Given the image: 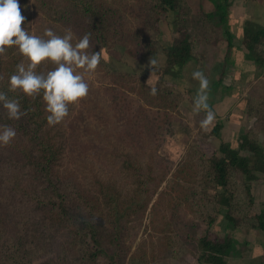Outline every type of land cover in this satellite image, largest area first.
<instances>
[{
    "label": "rangeland",
    "instance_id": "rangeland-1",
    "mask_svg": "<svg viewBox=\"0 0 264 264\" xmlns=\"http://www.w3.org/2000/svg\"><path fill=\"white\" fill-rule=\"evenodd\" d=\"M107 1L115 7L122 2L134 3L133 0ZM241 1L248 3L247 9L251 8L252 0H235L234 9L238 5L242 9ZM256 1L264 4V0ZM206 2L185 0L180 12L167 11L158 23L157 34L161 43L172 40L179 27L198 34L196 57L191 64L204 68V71H208L211 65L208 57L212 56L207 54V47L222 39L219 28L213 32L201 15L202 9L211 8L210 3L209 7L205 5ZM125 16L128 26L134 28L135 18ZM46 28L63 35L64 29L70 27L49 20L30 6L23 29L31 35L43 36ZM72 42H78L75 34ZM103 55L108 61L102 59L95 72L85 75L88 95L70 104L69 114L53 129L57 130V139L62 146L60 171H71L86 187H91L93 178L98 177L112 182L122 194H129L133 187L132 178L122 169L118 154L129 152L141 161L144 169L146 162L151 160L155 178L149 185L152 197L145 210L132 216V228L127 238L130 250L122 264H152L182 258H188V263L194 262L195 242L183 240L184 235L180 232L170 234L166 229L170 205L176 207L185 224L184 229L189 233L200 236L208 231L218 238L232 233L238 236L239 256L237 259L229 257L228 264H264V238L255 239V228L251 227L252 215L264 207V174H259L251 182V200L248 201L243 175L231 171L230 187L235 196L230 210L235 225L230 223V230L223 233L219 231V222L228 221L221 213L210 224L202 220L203 212L223 207L214 201L212 193L215 188L199 181L203 163L198 156V150L206 156H220V142L225 139L235 144L234 137L240 130L250 131L264 146L263 113L259 103L251 102L264 99V65L263 70L254 73L253 79L235 80L243 94L238 96L239 109L243 106L238 123L230 124L228 115L216 116L209 129L204 131L200 128V121L205 113L201 111L194 115L192 112L197 91L191 90L183 79L177 80L162 73L163 63L158 61V57H163L160 53L131 56L118 44ZM150 59L157 62L153 71L149 66ZM22 62L26 63L23 56ZM54 67L52 62L45 60L38 65L36 72L46 73ZM208 73L204 75L209 76ZM140 79H145L149 86L163 80L182 94L181 102L164 108L160 100L141 91ZM250 102L253 103L251 108ZM218 123L223 135L215 137L212 129ZM238 124L242 125L240 129ZM5 157L6 151L0 146V264H108L102 258L98 262L92 258L84 245L80 225L58 210L57 200L39 172H35L33 179L42 194L37 192L25 197L14 189L6 178ZM18 173L26 176L25 180L32 177L26 174V170ZM186 193H191L190 200H185Z\"/></svg>",
    "mask_w": 264,
    "mask_h": 264
},
{
    "label": "trees",
    "instance_id": "trees-1",
    "mask_svg": "<svg viewBox=\"0 0 264 264\" xmlns=\"http://www.w3.org/2000/svg\"><path fill=\"white\" fill-rule=\"evenodd\" d=\"M18 1L21 14L26 17L22 28L27 23L31 6L49 20L69 26L77 40L91 32L92 47L89 51H101L103 55L119 44L131 56L138 53L144 56L160 53L164 57L162 73L172 75L183 64L196 57L198 34L179 27L178 34L172 40L161 43L157 39L159 21L169 10L180 12L185 0H133V4L122 2L118 7L107 0H31V3L29 0ZM207 1L211 8L202 9L201 15L214 32L216 27L226 25L229 4L227 0ZM125 14L135 18L134 28L128 26ZM224 37L229 44L231 35L227 30ZM242 41L247 49V56L258 64L263 63L264 26H245ZM21 57L16 46L9 47L5 53L0 54V92H5L9 99L18 100L21 111L27 113L19 120L9 119L6 109L0 105V125H8L16 130L12 142L3 146L6 151V178L15 190L28 197L37 192L42 194L34 181L35 172H39L57 200L58 210L80 225L84 245L92 258L97 262L102 258L108 264H122L130 250L127 238L132 228V216L145 210L152 197L153 192L149 185L155 178L151 160L146 162L144 169L141 161L129 152L121 151L118 154L122 169L132 178L133 187L129 194H122L112 182L98 177L93 178L91 187H86L71 171H60L62 146L57 139V130L47 123L48 113L45 111L42 93L33 98L19 90L9 91L8 80L16 73ZM139 82L141 91L144 90L150 95L146 80L140 79ZM155 87L157 94L151 96L160 100L164 108L177 106L181 102L182 94L163 80ZM251 102L259 103L264 121V99ZM251 102L250 108L253 104ZM218 127L214 126L213 133H217ZM146 146L151 147L150 143H146ZM218 151L221 156H206L198 150L199 159L203 163L199 181L215 188L212 193L214 201L223 207L203 212L202 220L210 224L221 213L231 225H235L234 215L230 210L235 196L230 187L231 171L236 170L243 175V187L250 201L251 182L259 174H264V146L250 131H245L238 135L235 144L220 142ZM23 170L27 171L26 174H31V179L25 180L26 176L18 173ZM190 195L191 193H186L185 200H190ZM176 210L174 205L169 206L165 221L168 233L177 231L184 235L183 240L194 241L197 260L208 264H226V258L234 244L231 236L218 238L208 231L200 236L189 233L184 229L185 224ZM251 227L264 232V207L252 215Z\"/></svg>",
    "mask_w": 264,
    "mask_h": 264
},
{
    "label": "clouds",
    "instance_id": "clouds-1",
    "mask_svg": "<svg viewBox=\"0 0 264 264\" xmlns=\"http://www.w3.org/2000/svg\"><path fill=\"white\" fill-rule=\"evenodd\" d=\"M26 17L21 14L18 0H0V54L12 46L18 48L26 63L16 66V73L11 75L9 91L19 90L24 95L35 98L42 93L45 103L46 119L49 126L61 123L69 114V105L86 97L89 85L85 75L95 72L103 59L108 61L102 52L89 51L92 47L91 32L85 33L73 44L74 33L65 28L63 35H57L46 28L43 36L29 34L21 27ZM48 60L55 67L46 73H37L36 69L42 61ZM150 59L149 66L153 71L156 65ZM192 79L199 82V88L193 100L194 115L205 113L200 121V128L209 129L216 118L208 100L209 80L201 70L192 74ZM150 95L157 94V88L150 85ZM0 105L7 111L9 119L19 120L26 111L16 99H9L5 92H0ZM16 136V130L8 125H0V146H8Z\"/></svg>",
    "mask_w": 264,
    "mask_h": 264
},
{
    "label": "crops",
    "instance_id": "crops-1",
    "mask_svg": "<svg viewBox=\"0 0 264 264\" xmlns=\"http://www.w3.org/2000/svg\"><path fill=\"white\" fill-rule=\"evenodd\" d=\"M234 1L235 0H227L229 5L226 25L218 26L221 32L222 39L215 45L207 47V54L212 56L208 57V62L209 64L211 63L208 71H204V68H199V66L191 64L194 61V59H191L183 64L180 70L175 75L165 74L170 76L171 78H176L177 80L183 79L185 83H189V88L191 90L194 89L195 91H197L199 88V82L192 79L191 74L196 70H201L203 73L209 72V76H206L209 80L208 103L218 118H222L223 116L228 115L230 124L238 123V117H242L243 112V106L240 107V109L238 106V100L240 99L238 96L243 94L242 92H240V89L237 88L235 80H241V78H244L246 79V81H248L250 79H253L254 73L257 72V70H263L264 65V63L258 64L254 62L247 56L248 52L242 41L245 26L253 27L256 24L264 26V4L261 5L256 0H252L251 8L249 7V9H247L248 3L241 1L240 5L242 9L238 7L239 5L236 6V9H234V5L236 4ZM205 5L209 7V2L207 1ZM226 30L231 35L229 44L224 37ZM164 33L165 32L163 30L162 34ZM158 61L160 63H163L164 58L160 56L158 57ZM220 123L224 124L223 122ZM220 123L215 124L219 126L217 129V133H213L214 128L212 129V134L215 137H220L223 135L222 131L220 130ZM238 125L240 129L242 125ZM242 132L244 131L240 130V132L236 134V136L234 137L235 140H237L238 135ZM223 141L228 142L227 140L225 141V139H223ZM219 223V231L226 233L230 230L229 228L231 225L229 222ZM257 237L260 239L264 238V232L255 229L254 238L256 239ZM231 238L234 241V244L232 250L230 251V254L226 258V264H228L229 257H231L232 259H237V257L239 256V251L236 244L239 238L237 235H235V233L231 234ZM187 259L188 258H182L175 261L161 260L152 264H187ZM188 264L208 263L195 259L194 262H189Z\"/></svg>",
    "mask_w": 264,
    "mask_h": 264
}]
</instances>
